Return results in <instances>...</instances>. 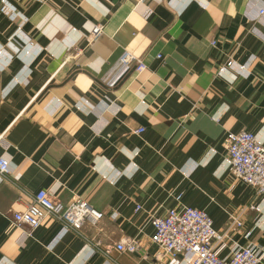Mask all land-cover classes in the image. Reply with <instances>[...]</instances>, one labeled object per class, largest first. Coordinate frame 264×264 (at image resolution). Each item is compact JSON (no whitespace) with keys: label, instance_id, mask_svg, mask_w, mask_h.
Listing matches in <instances>:
<instances>
[{"label":"crops","instance_id":"obj_1","mask_svg":"<svg viewBox=\"0 0 264 264\" xmlns=\"http://www.w3.org/2000/svg\"><path fill=\"white\" fill-rule=\"evenodd\" d=\"M1 4L0 264H160L149 216L177 200L218 231L237 216L219 255L253 245L264 264V192L233 177L223 144L239 130L264 144V0ZM123 51L145 69L123 74ZM38 189L103 217L83 234L44 217L22 235L10 216ZM123 236L135 253L103 252Z\"/></svg>","mask_w":264,"mask_h":264},{"label":"built area","instance_id":"obj_2","mask_svg":"<svg viewBox=\"0 0 264 264\" xmlns=\"http://www.w3.org/2000/svg\"><path fill=\"white\" fill-rule=\"evenodd\" d=\"M3 10L4 5L1 4L0 11ZM262 12L263 8L259 10V13ZM100 34L101 26L95 24L91 28L90 39H96ZM118 62L123 74L128 70L137 73L145 69L143 61L127 51L120 54ZM231 62L228 59L225 65L229 66ZM141 131L142 128L133 130L134 133ZM223 144L228 169L233 177L251 187L255 194H262L264 144L246 130L226 132ZM9 173V161L0 156V177H6ZM138 210L140 205L135 204L134 212ZM44 217H50L66 228L83 234V226H95L103 214L77 196L62 203L48 190L38 189L21 210L11 214L10 219L16 228L22 229V235H28ZM149 223L152 228L149 242L155 246L154 259L160 264H259L263 259L262 248L241 246L235 242L226 256L219 255L229 225H240L237 216L230 217L227 227L218 231L212 227L211 219L204 210L184 205L177 200L176 205L167 209L164 214L150 215ZM86 240L93 248L100 247L96 238L86 237ZM110 248L130 255L138 250L139 243L134 237L123 236L111 246H105L103 252L106 254Z\"/></svg>","mask_w":264,"mask_h":264},{"label":"rangeland","instance_id":"obj_3","mask_svg":"<svg viewBox=\"0 0 264 264\" xmlns=\"http://www.w3.org/2000/svg\"><path fill=\"white\" fill-rule=\"evenodd\" d=\"M212 43V42H211Z\"/></svg>","mask_w":264,"mask_h":264}]
</instances>
